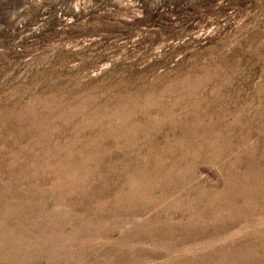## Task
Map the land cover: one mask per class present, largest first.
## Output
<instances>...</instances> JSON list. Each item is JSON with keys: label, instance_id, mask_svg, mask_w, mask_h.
<instances>
[{"label": "rangeland", "instance_id": "obj_1", "mask_svg": "<svg viewBox=\"0 0 264 264\" xmlns=\"http://www.w3.org/2000/svg\"><path fill=\"white\" fill-rule=\"evenodd\" d=\"M0 264H264V0H0Z\"/></svg>", "mask_w": 264, "mask_h": 264}]
</instances>
